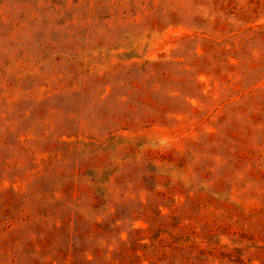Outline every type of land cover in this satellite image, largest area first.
Listing matches in <instances>:
<instances>
[{
    "label": "rangeland",
    "instance_id": "rangeland-1",
    "mask_svg": "<svg viewBox=\"0 0 264 264\" xmlns=\"http://www.w3.org/2000/svg\"><path fill=\"white\" fill-rule=\"evenodd\" d=\"M148 261L264 264V0H0V264Z\"/></svg>",
    "mask_w": 264,
    "mask_h": 264
},
{
    "label": "trees",
    "instance_id": "trees-1",
    "mask_svg": "<svg viewBox=\"0 0 264 264\" xmlns=\"http://www.w3.org/2000/svg\"><path fill=\"white\" fill-rule=\"evenodd\" d=\"M150 229H151L150 227H148L147 229H141V232L146 233V232L150 231ZM144 245H146V244H144ZM115 251H116V249L114 250V252ZM143 258H145V257H143ZM148 262H149L148 264H152V263H150V261H148Z\"/></svg>",
    "mask_w": 264,
    "mask_h": 264
}]
</instances>
